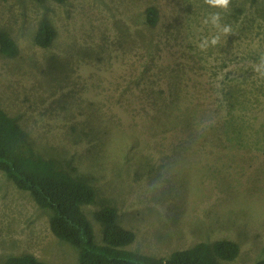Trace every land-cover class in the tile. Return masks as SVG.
<instances>
[{"label":"rangeland","instance_id":"obj_1","mask_svg":"<svg viewBox=\"0 0 264 264\" xmlns=\"http://www.w3.org/2000/svg\"><path fill=\"white\" fill-rule=\"evenodd\" d=\"M217 12L230 34L211 24ZM44 19L57 32L48 47L34 40ZM0 32L19 48L0 49V108L37 154L89 177L97 244L93 214L107 205L136 234L127 250L160 257L228 239L240 253L220 264L264 259V76L254 70L264 0H230L227 11L205 0H0ZM27 253L79 263L50 213L0 170V264Z\"/></svg>","mask_w":264,"mask_h":264},{"label":"trees","instance_id":"obj_2","mask_svg":"<svg viewBox=\"0 0 264 264\" xmlns=\"http://www.w3.org/2000/svg\"><path fill=\"white\" fill-rule=\"evenodd\" d=\"M147 22L152 26L158 22V10L153 6L147 9ZM56 35L55 27L44 19L34 40L39 46L48 47ZM0 49L12 57L19 52L7 32H0ZM168 118L170 123L176 121L172 114ZM0 170L18 189L28 191L39 208L50 213L53 234L78 249V264H220V258L233 260L240 253V245L228 239L213 243L201 241L160 257L127 250L125 246L133 243L136 234L121 225L117 208L107 205L93 214L102 225L105 240V244H97L91 219L84 211V207L93 205L97 197L89 177L73 176L62 170L53 158L37 154L15 119L1 108ZM5 263L46 264L31 253L9 256ZM255 264H264V259Z\"/></svg>","mask_w":264,"mask_h":264},{"label":"clouds","instance_id":"obj_3","mask_svg":"<svg viewBox=\"0 0 264 264\" xmlns=\"http://www.w3.org/2000/svg\"><path fill=\"white\" fill-rule=\"evenodd\" d=\"M205 3L208 5L214 7V8H220L225 11L229 9L230 6V0H205ZM206 24L209 23V20L206 19L204 21ZM211 24L219 30V33L222 34H230L232 32L230 25H222L221 24V14L219 12L213 13L210 17ZM220 36L216 35L213 36L210 40L205 37L201 40V42L198 44V47L204 51L209 46H215L219 42ZM256 72L260 73L262 76H264V56H261L259 59L258 64L255 66L254 69Z\"/></svg>","mask_w":264,"mask_h":264}]
</instances>
